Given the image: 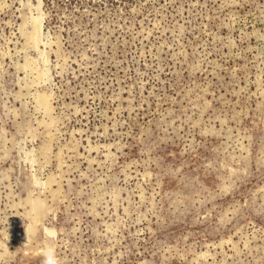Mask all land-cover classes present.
Returning a JSON list of instances; mask_svg holds the SVG:
<instances>
[{
    "label": "rangeland",
    "instance_id": "obj_1",
    "mask_svg": "<svg viewBox=\"0 0 264 264\" xmlns=\"http://www.w3.org/2000/svg\"><path fill=\"white\" fill-rule=\"evenodd\" d=\"M45 227L59 264H264V0H0V264Z\"/></svg>",
    "mask_w": 264,
    "mask_h": 264
},
{
    "label": "clouds",
    "instance_id": "obj_2",
    "mask_svg": "<svg viewBox=\"0 0 264 264\" xmlns=\"http://www.w3.org/2000/svg\"><path fill=\"white\" fill-rule=\"evenodd\" d=\"M25 228L27 233L28 244L30 237L35 235V229L34 225L31 222H29V224ZM43 235L44 239L41 242V246L37 252L39 257H41V264H59V259L56 254V248L54 244L58 235L57 229L54 227H45L43 229Z\"/></svg>",
    "mask_w": 264,
    "mask_h": 264
},
{
    "label": "bare ground",
    "instance_id": "obj_3",
    "mask_svg": "<svg viewBox=\"0 0 264 264\" xmlns=\"http://www.w3.org/2000/svg\"><path fill=\"white\" fill-rule=\"evenodd\" d=\"M48 104H50L49 102H48ZM44 105H45V103H44ZM47 181V180H46ZM52 188V187H51ZM47 191V190H46ZM34 195V194H33ZM52 196V195H51ZM46 197H47V195H46ZM29 198V197H28ZM33 202V201H32ZM37 202V201H36ZM46 202V201H45ZM40 204V203H39ZM25 206H26V204H25ZM38 207H39V205H38ZM35 208H37V207H35ZM43 210V209H42ZM38 212V211H37ZM36 213V212H35ZM38 214V213H37ZM33 216V215H32ZM36 230V229H35Z\"/></svg>",
    "mask_w": 264,
    "mask_h": 264
}]
</instances>
